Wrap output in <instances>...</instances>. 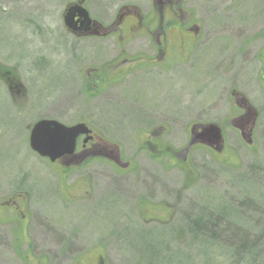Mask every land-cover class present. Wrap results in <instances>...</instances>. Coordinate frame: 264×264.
I'll return each instance as SVG.
<instances>
[{
    "label": "rangeland",
    "instance_id": "obj_1",
    "mask_svg": "<svg viewBox=\"0 0 264 264\" xmlns=\"http://www.w3.org/2000/svg\"><path fill=\"white\" fill-rule=\"evenodd\" d=\"M75 1L0 0V199L19 206L0 222V264H264V0H183L189 58L134 59L121 76L108 63L152 57L156 34L78 37ZM123 7L160 17L158 0L86 2L104 25ZM42 119L85 123L130 168L41 157ZM211 125L221 150L189 146Z\"/></svg>",
    "mask_w": 264,
    "mask_h": 264
},
{
    "label": "flooded vegetation",
    "instance_id": "obj_2",
    "mask_svg": "<svg viewBox=\"0 0 264 264\" xmlns=\"http://www.w3.org/2000/svg\"><path fill=\"white\" fill-rule=\"evenodd\" d=\"M182 1L183 0H158L159 4L161 5L159 11L160 17L157 18L156 15V17H153L149 22H146L144 17L139 15V12L136 10L123 7L117 22H114L110 25H104L101 28L93 27L92 30L95 31V34L93 36L91 35V37L106 38L116 35L117 38L124 41V43L130 42L133 39H151L152 37H155L154 34H156L157 37L155 40V46L153 47L152 57H148L145 54L138 55L137 57H131L124 51H121L118 57L115 59V62L112 64L108 63L105 70H112L114 75L121 76L136 71L130 66L134 59H137L141 62L147 60L153 66L157 65L158 62H162L159 64L161 67H166L163 65L166 63L164 62L166 56L172 57L175 60L180 59L182 61H186L189 57L183 56L180 58L179 54L181 52L186 53L188 51L187 40L190 37L189 32L192 31V26L183 25L184 22L181 21L180 18H177L179 17L180 13L184 12V9L181 5ZM75 2L78 1L76 0ZM166 13L170 14V23L163 24V19H165ZM176 48H178L177 55L174 54V50ZM116 63L119 64L118 67L113 68L112 66H114ZM126 64L128 65L127 67H125ZM97 70L101 71L98 72ZM105 70L91 67L87 71L88 74L95 75L94 81L96 83H94L93 86H97V82L100 81L101 72ZM13 79L14 78L11 76L10 80ZM243 118L244 117H241L240 119L242 120ZM196 128L197 127L195 126L192 128V130L194 129L193 134L195 139L198 135ZM92 137L93 138L88 142H84L85 136L79 137L76 152L71 155H66L56 162L68 167H80L87 163L91 164V160L94 161L98 159L107 161L115 167L122 168L124 170L130 168L128 163H123L118 153L114 154V152L111 151L107 145H102L99 142L101 139L96 135L95 131H93ZM184 159H186V156H184ZM151 204L154 208L155 205L153 203ZM6 209H11L10 216L7 214ZM17 209H19V206L16 205V201L13 199V197H10L9 200L0 199V222L4 223L9 221V218L15 215V213L12 211ZM27 243L29 246L31 245L29 240H27Z\"/></svg>",
    "mask_w": 264,
    "mask_h": 264
},
{
    "label": "water",
    "instance_id": "obj_3",
    "mask_svg": "<svg viewBox=\"0 0 264 264\" xmlns=\"http://www.w3.org/2000/svg\"><path fill=\"white\" fill-rule=\"evenodd\" d=\"M85 0H80L78 4L69 7L66 11L64 20L66 26L73 32L79 34H91V27L101 24L94 21L86 8L82 5ZM238 127V125H236ZM91 129L84 123L75 126H66L56 120L43 119L38 121L30 134V146L42 157H47L55 162L67 154H73L77 146V139L80 135H88ZM243 137L246 136L243 134ZM91 138V137H89ZM194 136L190 144L194 143ZM222 139L221 129L215 125L204 128L198 133L196 140L209 145L220 147ZM88 141V138L85 142Z\"/></svg>",
    "mask_w": 264,
    "mask_h": 264
}]
</instances>
